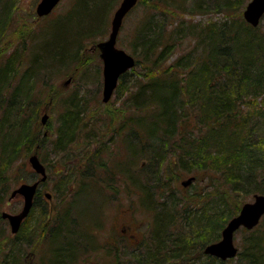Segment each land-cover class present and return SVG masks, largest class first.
Wrapping results in <instances>:
<instances>
[{
    "label": "trees",
    "instance_id": "trees-1",
    "mask_svg": "<svg viewBox=\"0 0 264 264\" xmlns=\"http://www.w3.org/2000/svg\"><path fill=\"white\" fill-rule=\"evenodd\" d=\"M77 2L83 4L80 7L85 20L74 26L72 32L63 34L60 29H51L47 38L46 35L42 37L41 30V42L35 44V52H31L30 57L13 50L5 62L0 63V198L9 176L17 168L24 170L27 156L34 153L35 147L41 148L48 138L36 130V126L41 128L37 120L42 101L41 96L36 101L31 100L34 83L32 86L29 83L32 76L55 69L73 51L77 55L75 52L83 49L80 38L95 30L108 0ZM224 5L219 4V8ZM195 8L202 11L200 4L188 11L192 13ZM180 11L184 12L185 9L181 7ZM12 12L9 0H0V41L3 29L12 20ZM165 12L167 16H173L171 11ZM165 20L167 22L168 19ZM167 24L157 20L156 14L152 13L134 30L132 57L135 64L120 76L118 87L129 91L123 104L128 103V109L131 107L135 114L125 116L123 122L124 126L132 124L133 128H129L135 133V138L127 136L121 141L127 151H134V145H137L141 154L136 156L146 161L150 158L157 169L160 161L173 158L168 160V168L175 173L179 169L191 173L195 179L190 187L198 181L199 172L206 175L207 183L220 182L223 186L229 182L231 185L224 195L215 196L207 192L202 195L201 190V194L191 193L195 185L187 191V197L184 194L175 197L159 178L160 183L157 184L165 185L164 194L160 193L152 201L153 192L140 183L141 179H145L143 175H147V168H144L142 175H135L132 183L140 191L142 207L146 205L151 210L152 231L148 242L144 243L143 239L133 247L132 255H128L127 259L131 263L125 264H194L193 246L197 244L201 264H233L235 259L238 263L234 264H264V240L257 237L254 228L241 230L245 234L242 238L244 250L238 251L233 259L221 261L203 252L206 245L220 239L225 224L244 204L240 197L242 193L264 195V39L255 33V27L240 18L230 17L229 21L218 25L210 22L183 26V22H178L172 28L173 38H180L183 29L190 27L197 31L196 36H192L193 44L188 51L172 61L166 70L160 71L161 64L169 59L174 48L172 40L163 38ZM139 66L140 71L136 72ZM16 68H21L20 74ZM42 86L43 90H39V93L48 94L51 87L45 82ZM130 87L133 89L129 90ZM22 95L23 101L19 102ZM245 97L254 99L244 101ZM74 98L69 102L71 106ZM77 99L75 101L81 113L74 112L76 107H69L61 116L53 141L54 153L67 150L66 147L72 148L76 134L88 127L84 117L79 118L83 114L84 100ZM255 99L261 101V110L254 105ZM119 132L120 129H116L114 133L120 135ZM100 153L96 151L92 159H88V170L82 172L79 181L72 178V174L61 176L62 189L57 187L53 190L55 195H60V191L70 194L67 209L56 214V222L51 227L54 230L51 234L43 230L44 236L51 235L50 239L45 236L46 240L42 239L41 243L48 244V248L44 247L45 254L53 255L54 264H63V259L68 258L72 261L78 254L76 244H83L88 237L94 243L92 233L87 234L83 228H76L77 222L83 221L84 217L91 224L94 220L92 214H84L99 210L94 201L92 205L90 197L93 193L89 190L95 191L102 199L105 190L112 186L115 169L119 164L127 163L125 160L116 161L115 164L109 158L103 160L98 158ZM159 175L162 176V172ZM85 177L89 178L88 186L83 183ZM233 194L239 195V198L236 199ZM229 198L232 199L231 204ZM84 201H89L86 203L87 211L85 205L80 211L79 204ZM37 205L38 195L31 210ZM72 211L77 215L71 216ZM80 212L83 214L79 215ZM48 218L49 211H43L44 224ZM24 222L18 233L6 242L7 257H2L0 264H13L10 255H20L19 248L16 253L13 251L14 244L31 238L28 234L22 235L26 228ZM75 228L78 232H75ZM40 231L36 236H40Z\"/></svg>",
    "mask_w": 264,
    "mask_h": 264
},
{
    "label": "rangeland",
    "instance_id": "rangeland-1",
    "mask_svg": "<svg viewBox=\"0 0 264 264\" xmlns=\"http://www.w3.org/2000/svg\"><path fill=\"white\" fill-rule=\"evenodd\" d=\"M248 1L249 0H138L137 4L123 19L122 26L117 36L116 46L132 56L134 30L138 27L137 25H140V22L148 19L152 13L156 14L157 20L168 23L167 31L163 38L172 40L174 46L173 53L166 62L161 64V68L159 69L160 71L166 70L172 61L179 55L188 51L193 44L192 41L194 37L192 36H196L197 31L192 27L188 30H184V25H203L210 22L218 25L224 21H229L230 17L244 20L242 13ZM9 2L10 8L13 11L11 14L12 20H10L3 29V37L0 41L1 64L5 62L13 50L21 52L24 57H30V53L35 52V44L41 42L39 40L41 30L43 33L42 37L46 35L47 38L49 37L48 33L51 32V29H60L59 31H61V33L66 34L72 32L75 29L74 26L85 20L83 9L80 7V5L82 6L83 4L79 2L76 3V0H61L53 11L44 17H37L35 13L39 0H9ZM120 2L121 0H108L104 7L105 12L103 11L104 14L95 30L80 38L83 49L79 52H75L77 55H75L73 51L66 55L63 61L59 62V65L54 67L55 69L51 71L44 70L47 71L45 74H35L31 78L29 86H32L34 83L31 100L36 101L40 99L39 97L41 96L42 101L39 105L40 110L37 120L41 128L39 129V126H36V130L48 137L41 148L37 147V149L35 147L36 150L32 154H36L39 156L40 160H42L48 177L39 185L37 207L31 210L28 218L25 220L26 228L23 229L22 235L28 234L31 238L26 241L19 240L16 242L17 244H14L15 247L13 251L16 253V249L19 248V251H17L20 255H10V257L13 258V264H54L53 255H50L48 252L47 255L45 254V249L48 248V244H45V242H43V244L41 243L42 239L46 240L44 238L45 236H49H44L43 230L45 229L47 231L46 233L50 232L51 234V231L54 230L51 227L56 222V214L58 213L59 215L64 209H67L70 194L66 195L60 191V195H55L53 190L57 187L58 189H62L59 181L61 176L67 177L69 174H72V178H76L79 181L82 177V172L88 170L86 167L89 164L88 159H92L96 151L98 153L101 152L98 158H102L103 160L107 161L109 158V160H113L114 164L116 161L123 160L127 161V163L125 165L119 164V169H115L112 186L110 189L105 190L106 193L102 199L97 196L95 191L89 190L93 193L90 197V201L92 205H94V203L98 204L97 207H99V210H93L90 213L84 214L87 216L92 214L94 220L91 218V224H88L84 220V217L82 218L83 221L79 220V222H77L76 228H80L79 230L83 228L84 232L87 234L88 232L92 233L93 237L95 236L94 243H91L88 237L90 241L85 238L86 240H84L83 244H76L78 254L72 258V261L71 258L66 260L63 259V264L131 263V261L127 259H129L128 255H132L133 247L143 239L144 243L148 242L150 232L152 231L151 210L146 208V205L142 207L143 204H140L139 198L140 191L132 183V181L135 180V175H142L144 168H147V175L146 173L143 175L145 179H141L140 183L146 185L147 188L153 192V198L151 197L152 201H154L155 197L158 195L160 196V193L164 194L163 187L166 184L169 187L167 189H171V193H173L175 197H179L181 194L187 197L189 194L187 191L192 190L195 185L191 193H199L201 190L202 195L204 192L215 196L218 194L224 195L229 189V185H231L229 182L226 185L223 184V186L220 182L212 184L207 183L208 179H206V175L199 172V179L198 181L195 180L196 182L193 183V187L190 186H192L191 183L195 178H193L190 184L183 186L182 182L187 181L192 175H190L191 173L181 172L180 169L175 173L168 168V160H172L173 158H166L160 161L161 163L158 164L157 169L155 168L156 163L151 161L150 158L148 159L149 161H146L144 158H138L136 156L141 154L137 145H134V151L132 149L130 151L125 149V145L121 141L122 138L124 137V140L127 136L129 138L131 137V139L135 138V133L129 128H133L132 124L130 123V126L126 124V126H124L123 122L125 116L132 117L135 114L134 110H131V107L129 108L130 110L128 109V103L123 104L127 99L129 91L127 89L125 90L123 87L119 88L117 84L111 99L107 103L102 102V61L99 57V50L96 48L97 43L107 38L110 32L112 15ZM224 2L226 3L225 5ZM196 4H200L202 11H198V9L195 8L196 10L190 13L188 10L196 6ZM219 4L224 6L219 8ZM181 7L185 9L184 12L180 11ZM166 10L173 13V16L170 15V20V17L166 15ZM166 18L168 19L167 22L166 20L164 21ZM57 19H59V21H56ZM172 19L177 23L183 22V26H181L183 33L180 34V38H173L175 36L172 33V28L177 25V23L173 22ZM255 28L257 29L255 33L264 39V15ZM140 68V66L137 67L135 69L136 72H139ZM16 69L20 74L21 68ZM44 82L47 86L51 87V90H48V94L39 93V90H43L42 83ZM38 86L39 89L37 88ZM128 89L130 90L133 88L130 87ZM22 97L23 95L20 97L19 102L23 101ZM73 97L75 98L73 99V106H71L69 102ZM76 97L80 100H84L82 108L83 114L79 118L81 119V117H84V122L88 124V127L85 128L86 132L85 129H83L76 134V142L73 144V147H66L69 151L64 149L62 152L54 153L53 141L57 135L61 116L69 107L70 109L76 107L74 108V112L78 111L81 113L78 109L79 106L77 105V101H75L77 99ZM252 98L253 97H245L243 99L244 101H248ZM24 100L26 99L24 98ZM254 102V105L257 106L256 108L261 110L259 104L261 101L255 99ZM43 115L47 116L44 124L40 123ZM80 124H82V120ZM116 129H120V135L114 133ZM127 130L131 132L126 134ZM30 155L25 159L27 167L23 168L24 170L17 168L16 172L13 171L9 176V182L4 187V191L0 198V262L2 257H7V255H5L6 242L12 238V235L15 236L18 233L11 234L9 224L7 220L1 218V213H17L21 209L22 200L18 195L14 198H10L11 192L22 183H31L40 178L29 166L28 157ZM140 164L142 165L140 166ZM153 172L158 174H153ZM159 172H162L163 177L159 175ZM98 177H100V174H98ZM159 178L161 182L162 180L164 181L163 184L165 185H163V187L157 184L160 183ZM88 181V177L83 179V183L87 186L90 183ZM152 185L154 187H152ZM100 187H102L101 183ZM45 193H51L52 197L46 200L44 198ZM85 195L86 192L84 193V196ZM253 195V193L248 195L242 193L240 197L243 198L242 200L245 203L252 201ZM233 197L237 199L239 195L233 194ZM229 201L231 204L232 199L229 198ZM86 203H89V201H84L79 204L81 207V209L79 207L80 211L84 205L85 210L88 208ZM43 211H49L50 217L45 224L42 222ZM80 214L83 213L80 212L79 215ZM76 215L77 213L71 212V216ZM76 228L75 232H78ZM255 230H257V237L264 240V217L253 231ZM39 231L40 236H36V233H39ZM244 235L245 234L240 230L235 234L234 243L239 252L244 250L242 241ZM50 238L51 235L48 239ZM27 241H29V243ZM193 247L195 249V252L192 254L194 264H201L200 252L198 251L199 244ZM65 257L66 256H64V258ZM234 261L236 262L238 260L235 259Z\"/></svg>",
    "mask_w": 264,
    "mask_h": 264
},
{
    "label": "water",
    "instance_id": "water-1",
    "mask_svg": "<svg viewBox=\"0 0 264 264\" xmlns=\"http://www.w3.org/2000/svg\"><path fill=\"white\" fill-rule=\"evenodd\" d=\"M60 1L39 0L35 9L37 17H44L50 14ZM137 1L121 0L112 15L110 32L107 38L96 44V48L99 50V57L102 61L103 103H107L111 99L120 76L132 69L135 64L134 58L124 50L118 48L116 43L123 19L136 5ZM263 15L264 0H249L242 13L243 19L252 27H257ZM46 117V115H43L41 119L42 124L45 123ZM28 163L33 172L39 175L40 178L31 183H22L11 192L10 198H14L17 195L22 198V206L17 213H1V218L7 220L9 224L11 234H16L19 231L22 222L30 213L40 183L47 179L46 168L36 154L28 157ZM192 180L193 177L182 182V185L186 186ZM44 196L46 199L51 198L49 193H45ZM263 216L264 195L254 194L252 201L245 202L240 207L238 213L228 220L221 231L220 239L204 247V254L221 261L233 259L238 252V248L234 244L235 234L243 228L245 230H252L258 225Z\"/></svg>",
    "mask_w": 264,
    "mask_h": 264
},
{
    "label": "flooded vegetation",
    "instance_id": "flooded-vegetation-1",
    "mask_svg": "<svg viewBox=\"0 0 264 264\" xmlns=\"http://www.w3.org/2000/svg\"><path fill=\"white\" fill-rule=\"evenodd\" d=\"M37 194H38V191H37Z\"/></svg>",
    "mask_w": 264,
    "mask_h": 264
}]
</instances>
